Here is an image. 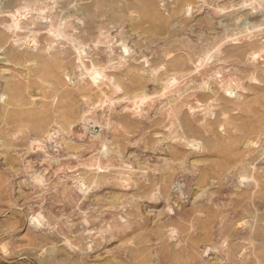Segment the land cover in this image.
Instances as JSON below:
<instances>
[{"label": "rangeland", "instance_id": "1", "mask_svg": "<svg viewBox=\"0 0 264 264\" xmlns=\"http://www.w3.org/2000/svg\"><path fill=\"white\" fill-rule=\"evenodd\" d=\"M0 264H264V0H0Z\"/></svg>", "mask_w": 264, "mask_h": 264}]
</instances>
